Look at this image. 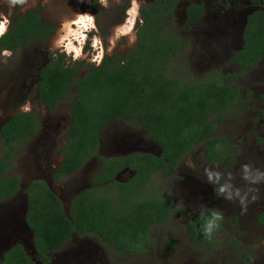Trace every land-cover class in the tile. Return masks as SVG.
Listing matches in <instances>:
<instances>
[{
	"label": "trees",
	"instance_id": "1",
	"mask_svg": "<svg viewBox=\"0 0 264 264\" xmlns=\"http://www.w3.org/2000/svg\"><path fill=\"white\" fill-rule=\"evenodd\" d=\"M179 1L153 0L140 9L141 23L131 54L105 56L99 65H89L79 77L84 63L64 64L65 55L57 53L55 57L50 56L51 62L39 71L36 91L49 112L55 110L72 86L75 87L70 108L72 123L65 133L66 143L59 149L61 163L54 181L96 157L103 127L119 120L136 122L158 145L161 157L152 159L158 161L165 178L172 176L173 171L168 168L174 160L194 144L204 143L209 157L220 145L226 150L228 144L222 137H211L215 130L212 117L220 122L233 115V108L244 102L239 101L238 88L233 87L231 80L245 74L246 67L255 66L263 57L264 15L257 10L248 17L243 45L227 61L238 71L223 75L215 69L200 80H184L171 75L170 70L184 43L164 29ZM249 1L264 9V0ZM95 4L93 2V6ZM89 10L95 12L94 7ZM202 12L200 6L186 7L185 28L198 20ZM38 13L28 11L10 19L8 30L0 37V52H16L29 42L48 37L52 27L42 21ZM40 122V115L33 110L13 115L0 127V202L14 198L20 191L19 176L10 172L20 151L40 129ZM102 161L103 169L94 178L92 187L73 199L67 216L61 201L44 181L34 180L23 191L28 206L25 223L32 231L34 254L39 264H50V255L63 248L72 235L96 237L119 259L143 255L149 248L148 230L164 223L174 213L182 214V207H175L168 197L143 194L151 171L129 162L127 165L136 170L135 175L123 184L113 178L125 167L127 159ZM102 183L104 186L99 187ZM213 213L222 217L214 210L186 222L189 244L211 250L216 248L217 237L213 233L220 229L222 218L215 222L210 234L205 232ZM256 222L264 226V212L257 215ZM174 244L170 239L166 248L172 249ZM239 246L236 242L229 248ZM0 264L36 263L22 245L15 244L3 254Z\"/></svg>",
	"mask_w": 264,
	"mask_h": 264
},
{
	"label": "rangeland",
	"instance_id": "2",
	"mask_svg": "<svg viewBox=\"0 0 264 264\" xmlns=\"http://www.w3.org/2000/svg\"><path fill=\"white\" fill-rule=\"evenodd\" d=\"M151 1L0 0V24L4 26V30L0 32L1 36L8 30L10 19L17 18L26 11L38 10L42 21L52 27V32L45 40L29 42L16 52H0V64L3 66L0 70V124L17 113L33 110L41 117L40 129L20 151L10 172L19 176L20 191L14 198L0 202V211H14L19 221L24 203L23 191L27 185L38 179L49 182V176L46 175L48 173L34 172L36 165L40 161L47 165L48 158H51L53 164L59 163V149L66 143L65 133L71 123L70 105L74 88L54 111L48 112L36 97L30 99L33 95L22 94L17 98L15 84L25 83L35 77L39 67L57 53L65 55L62 61L64 64L82 61L84 65L79 70L80 75L88 70L89 65H99L105 56L131 54L137 43L141 23L140 9L152 3ZM189 1L191 0H180L173 17L169 18L164 26L167 34H175L184 43L180 56L176 57L170 66L171 74L184 80H197L204 71L218 69L222 72H233L235 69L227 63V51L232 52L233 48L212 47V51L209 47H202L198 42L204 36L203 33L200 34L205 25H202V20L185 28L184 8ZM93 2L96 3L95 6ZM90 7H94L95 12H91ZM69 51H73L74 55H70ZM261 72H264V61L260 66L248 70V74L241 75L235 81L231 80L233 87L240 88L241 97L245 95V90L252 93L246 104L247 110L242 109V106H235L234 114L226 116L220 122L212 117L215 123L213 135L225 138L228 144L225 158L210 163L208 171H175V176L194 173L199 179L206 180L209 189L203 198L204 202L199 204L200 195L188 197L186 192L181 193L177 186L174 188L175 195L172 192L175 183L173 172V176L166 180H158L157 195L168 197L175 207H182V214H173L164 223L156 224L148 230L149 248L141 257L134 255L127 256V259L116 258L111 248L106 247L96 237L87 235V239L93 244L88 247L93 248L92 252L97 257L106 255L110 264H250L251 259H255L256 264H264V233L253 224L256 212L264 209V79H258ZM102 132L105 143L109 140L118 141L120 138L142 142L130 148L127 151L129 153L137 151L138 147L146 148L147 145L144 129L134 121L119 120L104 126ZM198 151L199 148L195 147L182 158L180 165L185 164L194 169L198 164L193 155ZM1 153L0 144V157ZM105 154L109 153L101 150V156ZM35 155H38L37 160ZM93 168L94 165L89 161L81 171L52 185V190L60 197L66 210L70 198L83 185L82 180L94 176L96 171H92ZM90 169L92 170L88 171ZM183 210L187 214H184ZM212 210L219 211L222 222L217 233L219 236L216 235V248L208 252L205 246L195 247L189 244L183 226L184 220L195 216L196 213ZM25 236H17L18 244L22 245L32 260L37 261L29 237L26 236L24 240ZM170 239L175 242L172 249L166 248ZM236 242L240 246L239 250L234 252L229 245ZM82 244L83 241L74 238L65 248ZM6 251L7 249L0 251L1 257ZM245 255L248 257L245 258ZM259 257L260 263L257 262Z\"/></svg>",
	"mask_w": 264,
	"mask_h": 264
},
{
	"label": "flooded vegetation",
	"instance_id": "3",
	"mask_svg": "<svg viewBox=\"0 0 264 264\" xmlns=\"http://www.w3.org/2000/svg\"><path fill=\"white\" fill-rule=\"evenodd\" d=\"M190 5H196V6H200L203 8V12H202L200 18H198V20H196L195 22H191V23L187 24V25L195 24L201 20L203 22L202 25L205 24L202 27L201 32H200V34L201 33L204 34L203 39H200L198 42L202 45V47H204V46L209 47L210 50H212L211 49L212 47L220 49V47H222V46L227 47V48L228 47L233 48L234 50L232 52H230L229 50L227 51L229 53L227 60H229L234 55V53L237 52L243 45V33H244V29H245L248 17L254 11H257V10H260L264 15V9L257 7V6H254L249 0H191L187 4H185V8L190 6ZM185 8H184V14H185ZM35 11H38V10H35ZM26 12H28V11H26ZM185 20H186V14H185ZM85 23L86 22H84V24ZM185 25H186V23H185ZM85 26H86V24H85ZM215 51H216V53L218 52L216 49H215ZM219 52H220V50H219ZM69 53H70V51H69ZM263 61H264V55L261 58V60L255 66L246 67L245 68V74L248 72V70L254 69L255 67L260 66V64ZM50 62H51L50 59H47L46 62L43 63L39 67V69L36 71L35 77L29 79L25 83H16L15 84L17 86L16 90H15V91H17L16 92L17 98L22 96V94H26L25 96L33 95V96H31L30 99L33 100L36 97L38 102L41 103V105L46 109V111H48L46 106L38 98V93L36 91L37 90L36 85H37V82L39 81V76H38L39 71L44 66L48 65ZM229 66L232 69L233 68L235 69L233 72H230V73H234V72L238 71V69L235 66H233V65H229ZM1 69H3L2 64H0V70ZM216 70H218V69H216ZM207 72L208 71H204L203 73H200V77L197 80H200L201 78H203V75ZM221 73L224 75L227 72L221 71ZM171 75H174V74H171ZM241 75H243V74H241ZM241 75H239L237 78L233 79L232 81L239 79ZM78 76L81 77L82 75H80V73H79ZM259 78L264 79V72H261V77H258V79ZM235 87L238 88V91H239L238 92L239 101L240 100L244 101V102H242V104L240 106H242V109L247 110L246 104L250 100L252 93L248 92L250 90H245V95L244 96L242 95V97H241L240 96V88L238 86H234V88ZM73 88H74V93H75V87L72 86L67 91V94ZM62 99L59 100V102L56 104V107L59 105V103L61 102ZM18 101H20V100H18ZM15 104H17V103H15ZM71 106H72V102H71L70 108H71ZM8 120L2 122L0 124V127L5 122H7ZM71 123H72V118H71ZM71 123H70V125H71ZM110 124H112V123H109L107 125H110ZM102 134H103V132H102ZM102 134L100 135V138H99V148H98L97 156L86 161L79 169H77L76 171L73 172V173H75L77 171H81L82 167H84V165L89 161L94 165V168H93V170L90 169L88 171H91V170L96 171L94 176H92V177L89 176V177L84 178L82 180L83 185L70 198V200L68 202L67 210H66V207L64 206V204L62 203V200L60 199V197L52 190V185L60 183L62 180L66 179L68 176L72 175L73 173L66 175L64 178H61L58 181H54V176H55V173L59 169L61 159H60L58 164H53L50 161L51 158H48L47 159L48 160L47 165H43L42 161H40L38 163V165H36V168H35L36 171H34V172L38 173L39 171H41L42 173H45V174L48 173L46 175L49 176V182L42 180V179H38V180L44 181L46 183V185L48 186L49 190L52 191L58 197V199L61 201V203L63 205V211H64V214H66V216L69 213V207H70L73 199L83 190L92 187V182H93L94 178L103 169L102 159H104V160H112V159H120V158L121 159H127L125 167L118 170V172L116 173V175L113 178L115 181H119L120 183H123V184H127L128 182H130L132 180V177L135 175L136 170L130 169L129 166L127 165L129 162L130 163L133 162L134 164H137L138 166H143L142 169H145V171H148V172L151 171L150 178L147 180L146 184L144 185L146 190H143V194L149 195L151 193L152 194L157 193V188H159V186L157 184V183H159L158 180H162V178L164 180L167 179L162 175V172H161L162 169L158 166L159 165L158 161L152 159V158H154V159L160 158L161 157V151H160L158 145L153 140L148 138V136L146 135V132L144 133L145 139L147 141L146 148H145V146L138 147V148H136L137 151H132L130 153L127 152L130 148L136 147V146L140 145L142 142H140V141H127L125 138H120V139H118V141L109 140L107 143H105L104 142L105 136L104 135L102 136ZM211 137L214 138V137H219V136H214L212 134ZM223 139L226 141L225 138H223ZM65 142H66V136H65ZM62 145H64V144H62ZM195 147L199 148V151L196 152L197 154L193 155L195 157L194 159L198 165L194 169H191V167H189L185 164L180 165L182 158L185 155H187L188 153H190ZM101 150L106 151L109 154L108 155L105 154L104 156H101ZM218 150L216 152H213L211 154V156L209 157V151L205 147L204 143H197V144H194L188 151H186L185 153L180 155L176 160H174V162L168 168V171L174 172V176H173V173H172V176L175 177L174 178L175 183H174V187H172V192L175 194L174 188L177 186V188L181 191V193H182V191H184V193L186 192L185 195H187L188 197L193 198L195 196L200 195L201 202L199 204H202V202H204L203 198L206 197V195L208 193V189H209V185L206 183V180L205 179H199L197 177V175L194 176V173L182 174L179 176H175V171H208V169L210 167L209 166L210 163H212L216 160H220L221 158H225L224 153H223L224 148L220 145ZM98 154H99V156H98ZM222 154H223V156L221 157ZM43 155H44V152H43ZM35 159L36 160L38 159V155H35ZM41 159H42V157H41ZM164 161L166 164H168V161L166 159ZM201 166L205 167V168L203 169ZM85 171H87V170H85ZM259 171H261V169ZM102 186H104V183L99 185V187H102ZM212 211H214V210H212ZM263 212H264V209L259 211V212H256V214L253 217V224H254V227L256 229L263 230V233H264V226L258 225L256 222L257 215H259ZM0 213L2 214L0 216V234H1L2 230H5L6 234H9V239H3L0 237V251L3 252L6 249L8 250L11 246L14 245V244H12V242L17 237V230H16L17 227H16V222H15L16 213L14 211H9L7 213H5V211L4 212L0 211ZM8 213H9V215H6ZM183 213L187 214V212L184 210H183ZM204 213L205 212L196 213L195 216L200 215V214H204ZM195 216L189 217L186 220H184V225L186 224V222H188L191 218H193ZM184 230L186 232V236L188 239V232H187L185 227H184ZM217 233L218 232L213 233V235L216 237V235H218ZM24 234L25 233H23V235ZM25 238H26V236L23 239L25 240ZM74 238H75V240L78 239L80 241H83V244L74 246L72 248H65V246L69 243V241H72ZM83 238H84V240H81L82 237L78 238L75 235H72L70 240L64 245L63 248H61L58 252L52 253L50 255V264H110L108 262V260L106 259V255H103L102 257H97L96 254L92 252L93 248L90 249L88 246L93 245V244L90 242V240L87 239L86 235ZM29 242H31L30 245H31V247H33L32 239H30ZM33 249H34V247H33ZM206 249L209 252L210 249L209 248H206ZM212 250H214V249H212ZM233 250H235L234 252H237L239 250V247L237 249H233ZM2 252L0 254V261L2 260V257H1ZM145 254L135 255V256L141 257V256H144ZM31 260H32V258H31ZM260 260H261V257L257 258V262L260 263ZM32 261L36 264H39L38 261H34V260H32ZM250 264H256L255 259H251Z\"/></svg>",
	"mask_w": 264,
	"mask_h": 264
},
{
	"label": "water",
	"instance_id": "4",
	"mask_svg": "<svg viewBox=\"0 0 264 264\" xmlns=\"http://www.w3.org/2000/svg\"><path fill=\"white\" fill-rule=\"evenodd\" d=\"M29 185V184H28ZM27 185V186H28ZM26 186V187H27ZM25 187V188H26ZM24 188V189H25ZM27 200H26V196L24 195L23 196V205H22V216H21V218L19 219V221H17V216L15 217V222H16V227H17V224H18V227L16 228V230H17V236L19 235H21V234H23V233H25L26 234V236H28L29 237V240L30 239H32V231H30L29 230V228H28V226L26 225V223H25V215H26V212H27V209H28V206H27V202H26ZM0 236H1V238H3V239H9V234H6V232H5V230H2V232H1V234H0ZM17 237H16V239L15 240H13V242H12V244H18V241H17ZM24 243V242H23Z\"/></svg>",
	"mask_w": 264,
	"mask_h": 264
},
{
	"label": "clouds",
	"instance_id": "5",
	"mask_svg": "<svg viewBox=\"0 0 264 264\" xmlns=\"http://www.w3.org/2000/svg\"><path fill=\"white\" fill-rule=\"evenodd\" d=\"M0 36H1V35H0ZM81 51H83V48H82ZM69 54L73 56V55H74V52H73V51H70ZM79 55H80V54H79ZM221 218H222V217H221L220 215H218V214H216V213H213V217H212V219L208 221L207 226H206V228H205V232H206V234H210V233H211L212 229L216 226V225H215V222H216L217 220H220Z\"/></svg>",
	"mask_w": 264,
	"mask_h": 264
},
{
	"label": "snow or ice",
	"instance_id": "6",
	"mask_svg": "<svg viewBox=\"0 0 264 264\" xmlns=\"http://www.w3.org/2000/svg\"><path fill=\"white\" fill-rule=\"evenodd\" d=\"M3 30H4V26L0 24V32H2Z\"/></svg>",
	"mask_w": 264,
	"mask_h": 264
}]
</instances>
